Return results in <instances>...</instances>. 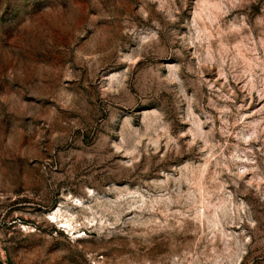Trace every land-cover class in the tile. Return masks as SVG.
<instances>
[{
	"label": "rangeland",
	"instance_id": "obj_1",
	"mask_svg": "<svg viewBox=\"0 0 264 264\" xmlns=\"http://www.w3.org/2000/svg\"><path fill=\"white\" fill-rule=\"evenodd\" d=\"M0 264H264V0H0Z\"/></svg>",
	"mask_w": 264,
	"mask_h": 264
},
{
	"label": "bare ground",
	"instance_id": "obj_2",
	"mask_svg": "<svg viewBox=\"0 0 264 264\" xmlns=\"http://www.w3.org/2000/svg\"><path fill=\"white\" fill-rule=\"evenodd\" d=\"M54 213H55V212H54ZM57 213H60V212H57ZM50 216H51V215H50ZM53 217H54V216H53ZM53 217H52V218H53ZM55 217H56V215H55ZM61 218H62V217H61ZM62 219H63V218H62ZM62 221H63V220H62ZM68 221H69L68 218H67V219L65 218V221L61 222V224H64V225L68 226V225H69V224H68ZM69 226H70V225H69ZM70 228H71V227H70ZM70 228H69V229H70ZM72 228H73V227H72ZM67 229H68V228H67ZM79 236H80V235H79Z\"/></svg>",
	"mask_w": 264,
	"mask_h": 264
}]
</instances>
